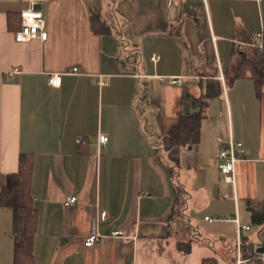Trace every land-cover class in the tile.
<instances>
[{
  "label": "crops",
  "instance_id": "0c3cea01",
  "mask_svg": "<svg viewBox=\"0 0 264 264\" xmlns=\"http://www.w3.org/2000/svg\"><path fill=\"white\" fill-rule=\"evenodd\" d=\"M34 2L48 37L17 41ZM263 30L264 0H0V192L32 155L33 264H236L239 238L242 264H264L250 209L264 202V89L236 78ZM202 110L197 143L170 138ZM218 138L244 144L235 185ZM14 221L0 204V264H14Z\"/></svg>",
  "mask_w": 264,
  "mask_h": 264
},
{
  "label": "trees",
  "instance_id": "16d2710c",
  "mask_svg": "<svg viewBox=\"0 0 264 264\" xmlns=\"http://www.w3.org/2000/svg\"><path fill=\"white\" fill-rule=\"evenodd\" d=\"M258 47L252 49L251 55H246L238 66L236 78L250 77L255 80L258 94L264 89V55ZM207 105V101L203 103ZM203 111L192 117H183L180 123L170 131V138L181 146L194 145L199 140L200 122ZM34 170L33 157L22 154L19 169L10 177V185L0 192V204L11 205L15 211L14 233L16 237L14 264H33V243L38 225V210L32 195V176ZM252 220L257 226L264 225V202L259 207H251ZM190 247H186L189 252ZM259 255H264V241L257 249ZM203 264H218L214 258H207Z\"/></svg>",
  "mask_w": 264,
  "mask_h": 264
},
{
  "label": "built area",
  "instance_id": "2783aa9c",
  "mask_svg": "<svg viewBox=\"0 0 264 264\" xmlns=\"http://www.w3.org/2000/svg\"><path fill=\"white\" fill-rule=\"evenodd\" d=\"M22 18V28L16 32V39L20 42H30L32 40H40L46 41L48 37V33L46 31V20L43 11L38 7L37 3H33L31 7L25 9L21 12ZM257 38L260 43L255 47H258L261 52H264V30L257 34ZM152 61L157 62L159 60V56L153 55ZM75 71L77 69H74ZM62 83V75L55 74L49 77V84L53 87H59ZM184 81L182 78H169L165 81V85L168 87H172L175 85L181 86ZM108 141V137L101 136L100 143L105 144ZM218 142L221 144L220 150V160L221 163L219 165V169L221 174L224 176L225 181L227 183L236 184V166L239 162H241L244 158V154L246 152L244 148V144L241 141L235 140L231 138L229 141L224 142L221 138H218ZM226 197H228L226 195ZM78 202V198L76 196H70L64 201V206L72 207ZM105 218L108 217V213H105ZM210 220L209 218H206ZM235 222L238 226L239 233L243 231H249L251 229L250 226L241 225L239 218L235 219ZM98 219H92L91 222V233L85 240L86 246H92L96 244L101 234L98 231ZM115 237H123L124 234L122 231H114L112 233ZM242 245L241 239L238 240V246L236 250L237 261L236 264H242L244 262L242 258Z\"/></svg>",
  "mask_w": 264,
  "mask_h": 264
},
{
  "label": "rangeland",
  "instance_id": "374dc122",
  "mask_svg": "<svg viewBox=\"0 0 264 264\" xmlns=\"http://www.w3.org/2000/svg\"><path fill=\"white\" fill-rule=\"evenodd\" d=\"M256 226V225H255Z\"/></svg>",
  "mask_w": 264,
  "mask_h": 264
}]
</instances>
